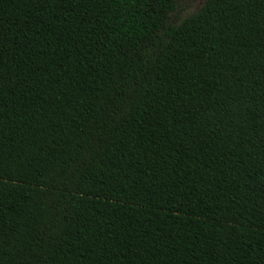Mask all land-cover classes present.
Wrapping results in <instances>:
<instances>
[{
  "label": "trees",
  "instance_id": "obj_1",
  "mask_svg": "<svg viewBox=\"0 0 264 264\" xmlns=\"http://www.w3.org/2000/svg\"><path fill=\"white\" fill-rule=\"evenodd\" d=\"M0 0V264H264V0Z\"/></svg>",
  "mask_w": 264,
  "mask_h": 264
},
{
  "label": "rangeland",
  "instance_id": "obj_2",
  "mask_svg": "<svg viewBox=\"0 0 264 264\" xmlns=\"http://www.w3.org/2000/svg\"><path fill=\"white\" fill-rule=\"evenodd\" d=\"M206 0H177V8L173 13L174 21H180L187 15L198 10Z\"/></svg>",
  "mask_w": 264,
  "mask_h": 264
}]
</instances>
